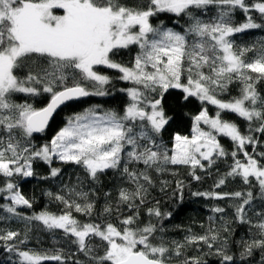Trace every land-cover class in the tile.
<instances>
[{
  "label": "snow or ice",
  "instance_id": "obj_1",
  "mask_svg": "<svg viewBox=\"0 0 264 264\" xmlns=\"http://www.w3.org/2000/svg\"><path fill=\"white\" fill-rule=\"evenodd\" d=\"M254 30L264 0H0V264H264V37L240 39ZM115 93L122 106L90 104L38 142L63 106ZM181 168L215 169L192 195L227 203L176 239L153 191ZM33 178L57 183L55 211L24 194ZM40 234L51 249L29 247Z\"/></svg>",
  "mask_w": 264,
  "mask_h": 264
},
{
  "label": "trees",
  "instance_id": "obj_2",
  "mask_svg": "<svg viewBox=\"0 0 264 264\" xmlns=\"http://www.w3.org/2000/svg\"><path fill=\"white\" fill-rule=\"evenodd\" d=\"M264 37V32L261 30H254L249 32L246 36L241 37L240 39L244 42L251 43L254 40H259ZM107 71V70H106ZM115 74V73H112ZM118 87L124 86L122 84L117 85ZM125 98L122 94L115 93L109 97H89L83 102H72L64 106L56 115L54 120L50 123V128L44 137L38 138L39 143L46 142L47 139H50L52 135L55 134V131L62 126L65 117L68 115L79 112L83 108L88 107L90 104L97 102H105L104 106L106 108H118L122 106ZM39 106V105H38ZM186 130V129H185ZM222 143L226 146H230V142L226 139H222ZM56 166H60L57 164ZM64 179H68L73 176L74 168L71 165H64ZM37 176H44L48 173L47 165L43 163H38L35 165ZM225 167L221 165L220 171L223 172ZM217 178L216 170L213 169L211 175H204L202 181L197 182L191 180L190 177L187 176V170L181 168L178 170L176 176H165L163 179H167L169 184L171 185L166 189V193H162L159 191V188L153 191V196L161 202V208L163 211H171L173 213V217L169 223V226H178L179 230L173 231L171 235L176 239H182L184 236V230L191 228L194 232H202L203 229L201 225L207 227L209 220L208 217L213 215L210 212V207L214 204H220L224 206L226 201H211L205 200L200 197H195L192 195L195 191H207L212 190L213 183ZM183 180L186 185L183 192V200H178L173 195V189L175 188V181ZM109 186L110 182H109ZM57 183L55 181H42L38 178H33L22 182V191L25 195L34 196L36 199V204L34 206L36 211H39L41 208L48 206L53 211L56 210L54 205L48 204L47 197L43 195V192L48 189H56ZM238 187L235 183H230L226 187L219 189L218 191H233ZM11 228L16 229L22 227L19 223H12L10 225ZM238 236L244 235V229L240 228L237 230ZM42 243L37 244L36 240L33 239L29 247H40L42 249H51L53 247L52 242L48 239L46 234H40L38 237ZM4 254L0 253V260H4ZM211 259V258H209Z\"/></svg>",
  "mask_w": 264,
  "mask_h": 264
},
{
  "label": "water",
  "instance_id": "obj_3",
  "mask_svg": "<svg viewBox=\"0 0 264 264\" xmlns=\"http://www.w3.org/2000/svg\"><path fill=\"white\" fill-rule=\"evenodd\" d=\"M63 107H64V106H63ZM63 107H62V108H63ZM62 108H61V109H62ZM61 109H60V110H61ZM60 110H58V112H59Z\"/></svg>",
  "mask_w": 264,
  "mask_h": 264
}]
</instances>
